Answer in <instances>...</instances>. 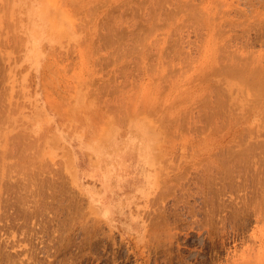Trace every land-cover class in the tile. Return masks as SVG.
Segmentation results:
<instances>
[{
    "label": "rangeland",
    "instance_id": "rangeland-1",
    "mask_svg": "<svg viewBox=\"0 0 264 264\" xmlns=\"http://www.w3.org/2000/svg\"><path fill=\"white\" fill-rule=\"evenodd\" d=\"M250 56L264 0H0V264H264Z\"/></svg>",
    "mask_w": 264,
    "mask_h": 264
},
{
    "label": "bare ground",
    "instance_id": "bare-ground-1",
    "mask_svg": "<svg viewBox=\"0 0 264 264\" xmlns=\"http://www.w3.org/2000/svg\"><path fill=\"white\" fill-rule=\"evenodd\" d=\"M124 2H125V1H124ZM158 2H159V1H158ZM180 2H181V1H180ZM189 2H191V1H189ZM126 3H127V2H126ZM160 3H161V0H160ZM191 3H192V2H191ZM179 4H180V3H179ZM122 5H123V4H122ZM177 5H178V4H177ZM182 5H183V4H182ZM185 5H186V4H185ZM185 5H184V6H185ZM192 5H193V4H192ZM159 6H161V5L159 4ZM159 6H158V7H159ZM193 6H194V5H193ZM177 7H178V6H177ZM219 8H220V7H219ZM159 9H160V7H159ZM178 9H179V8H178ZM185 9H186V6H185ZM193 9H194V8H193ZM180 10H181V9H180ZM198 11H199V12H196V11H195V14H196V13H198V14H199V13L202 14V13L200 12V10H198ZM202 11H203V10H202ZM169 12H170V11H169ZM170 14H171V13H170ZM188 14L193 15L194 13H193V12H191V13L188 12ZM195 14H194V15H195ZM223 14H224V13H223ZM117 15H118V14H117ZM174 15H175V14H174ZM174 15H173V16H174ZM194 15H193V16H194ZM170 16H172V15H170ZM188 16L190 17V15H188ZM196 16H197V15H196ZM200 16H202V15H199V16L197 17V20H196V18H195V21H200L201 19H198ZM229 16H230V15H229ZM119 17H120V16H119ZM215 17H217V13H216V16H215ZM156 18H158V17H156ZM156 18H155V20H156ZM165 18H166V16H165ZM191 18H192V17H191ZM163 19H164V18H163ZM192 19H193V18H192ZM192 19H191V20H192ZM215 19H216V18H215ZM109 21H110V20H109ZM148 21H149V20H148ZM164 21H165V20H164ZM167 21H168V20H167ZM152 22H153V21H152ZM159 23H160V22H159ZM159 23H158V24H159ZM227 23L229 24V22H227ZM105 24H106V23H105ZM109 24H110V23H109ZM115 24H116V23H115ZM151 24H152V23H151ZM110 25H111V24H110ZM112 25H113V23H112ZM121 25H122V23H121ZM156 25H157V23H156ZM234 25H236V23H235ZM234 25H233V26H234ZM125 26H126V25H125ZM154 26H155V25H154ZM149 27H150V29H154L153 27L151 28V26H149ZM212 27H213V26H212ZM212 27H211V28H212ZM107 28H108V27H107ZM150 29H148L149 32H150ZM108 30H109V28H108ZM212 30H213V29H212ZM30 31H31V29H30ZM153 31H154V30H153ZM220 32H221V29H220ZM104 33H105V32H104ZM100 34H101V33H100ZM146 34H147V33H146ZM146 34H145V35H146ZM149 34H150V33H148V35H149ZM114 35H115V34H114ZM141 35H142V34H141ZM151 35H152V33H151ZM118 36H120V35H118ZM98 37H99V36H98ZM139 37H140V36H139ZM116 38H117V36H116ZM132 38H133V37H132ZM134 38H135V37H134ZM137 38H138V37H137ZM137 38H136V40H137ZM118 39H121V37H120V38L118 37ZM140 39H141V38H140ZM100 40H101V39H100ZM102 40H103V39H102ZM129 40H130V38H129ZM141 40H142V39H141ZM106 41H107V40H106ZM109 41H110V40H109ZM130 41H132V39H131ZM138 41H139V40H138ZM134 42H135V41H134ZM136 42H137V41H136ZM139 42H140V41H139ZM141 42H142V41H141ZM229 42H230V41H229ZM131 43H132V42H130V44H131ZM152 43H153V42H152ZM152 43H151V44H152ZM226 43H227V41H226ZM135 44H136V43H135ZM141 44H142V45H141ZM132 46H133V45H132ZM140 46H143V42L140 43ZM125 47H126V46H125ZM210 47H211V46H210ZM126 48H127V47H126ZM131 48H132V47H131ZM131 48L129 47V50H130ZM133 48H134V47H133ZM133 48H132V50H133ZM137 48H138V47H137ZM147 48H148V47H147ZM147 48H146V49H147ZM134 49H135V48H134ZM224 49H225V48H224ZM148 50H149V48H148ZM150 50H151V49H150ZM156 50H159V49H156ZM133 51H134V50H133ZM135 51H136V49H135ZM225 51H226V49H225ZM225 51H224V53H225ZM127 52H128V50H127ZM139 52L141 53L142 51H140V49H139ZM149 52H150V51H148V53H149ZM177 52H178V51H177ZM226 52H227V51H226ZM248 52H249V51H248ZM125 53H126V52H125ZM129 53H130V52H129ZM174 53H175V52H174ZM219 53H220V52H219ZM224 53H223V54H224ZM234 53H235V52H234ZM121 54H122V53H121ZM163 54H164V53H163ZM163 54H162V56H163ZM175 54H176V53H175ZM220 54L222 55V53H220ZM220 54H218V55L221 56ZM237 54H238V53H237ZM250 54H251V53H250ZM123 55H124V54H123ZM164 55H167V54H164ZM235 55H236V54H234L233 57H235ZM238 55H239V54H238ZM248 55H249V54H248ZM129 56H130V55H129ZM219 56H217V57H219ZM222 56H224V55H222ZM229 56H230V55H229ZM229 56H228V58L230 59ZM122 57H123V56H122ZM166 57H167V56H166ZM236 57H237V56H236ZM175 58H176V57H175ZM219 58H221V57H219ZM223 58H224V57H223ZM225 58H227V56H226ZM228 58L226 59L227 61L229 60ZM242 58H243V57H242ZM242 58H241V59H242ZM249 58L252 59L251 56H250ZM150 60H151V59H150ZM236 60H237V59H236ZM238 60H239V57H238ZM238 60H237L236 63H238ZM246 60H247V61H245V64H244V65L241 63V65H243V66H239V68H236V67H235V68H233V69H230V70H228L229 72L226 73V74H232V73H234V75L232 74L233 76H235V75L238 76V77H235V78H237V80H238V78H239V79H241L240 81H244V82L241 83V85L244 86V89H245V87L250 88V86H251L252 88H255L256 91H255L254 93H256V94H253V95L256 96V97H255L256 100H255V101L253 100V103L256 102L255 104L257 105V104L260 102V100H263V99H264V89H263V87H264V83H263V82H264V81H263V78H264V69H263V67H260L259 65H256V64L254 65V64H253V59H252L250 62H249L248 58H247ZM254 60H255V58H254ZM159 61H160V60H159ZM219 61H220V60H219ZM150 62H151V61H150ZM165 62H167V61H165ZM165 62H164V63H165ZM170 62H171V61H169L168 63L171 64ZM228 62H229V61H228ZM233 62H235V60H233ZM242 62H243V61H242ZM246 62H247V63H246ZM159 63H160V62H159ZM168 63H167V64H168ZM243 63H244V62H243ZM151 64H152V63H151ZM169 64H168V66H171V65H169ZM220 64H221V63H220ZM225 64H226V63H225ZM227 64H228V63H227ZM230 64H231V63H230ZM153 65H154V63H153ZM228 65H229V64H228ZM154 66H155V65H154ZM231 66H232V65H231ZM235 66H236V65H235ZM237 66H238V65H237ZM148 68H149V67H148ZM154 68H156V66H155ZM217 68H219V67H217ZM151 69H152V68H151ZM226 69H227V68H226ZM214 71H215V69H214ZM214 71H212V72H214ZM217 71H218V69H217ZM221 73H223V70H222ZM235 73H236V74H235ZM230 76H231V75H230ZM220 78H221V77H220ZM228 78H229V77H228ZM165 79H166V78H164V80H165ZM229 79H230V78H229ZM235 81H236V79H235ZM238 81H239V80H238ZM238 81H237V82H238ZM240 81H239V83H240ZM162 82L165 83L163 80H162ZM233 82H234V81H233ZM219 83H220V81H219ZM223 83H224V82H223ZM161 84H162V83H161ZM162 85H163V84H162ZM213 85H214V84H213ZM219 85H220V84H219ZM222 85H223V84H222ZM227 85H228V84H227ZM231 86H232V85H230V87H231ZM234 86H235V83H234ZM98 87H99V86H98ZM215 87H217V84H216ZM241 87H242V86H241ZM96 88H97V87H96ZM105 88H107V87H104V90H105ZM236 88H237V87H236ZM225 89H226V88H225ZM237 89H238V88H237ZM244 89H242V90H243L242 93H244ZM99 90H100V89H99ZM239 90H240V89H239ZM242 90H241V91H242ZM249 90H250V89H249ZM91 91H92V89H91ZM91 91H90V92H91ZM101 91H102V88H101ZM105 91H106V90H105ZM105 91H104V92H105ZM251 91H252V90H251ZM102 92H103V91H102ZM219 92L221 93V91H218V92H216V94H218ZM222 92H223V91H222ZM226 92L228 93V90H227ZM98 93H100V92L98 91ZM208 93H209V92H208ZM91 94H92V93H91ZM251 94H252V93H250V95H251ZM223 95H224V94H223ZM260 95L263 96V98H260ZM100 96H101V95H100ZM100 96H97V97L100 98ZM217 96H218V95H216V97H217ZM220 96H222V95L220 94ZM224 96H225V95H224ZM228 96H229V94H228ZM228 96L226 97V98H227L226 100H228ZM240 96L242 97L241 94H240ZM207 97H208V96H207ZM216 97H215V98H216ZM241 97H240V98H241ZM158 98H159V97H158ZM208 98H210V97H208ZM208 98H207V99H208ZM218 98H219V97H218ZM220 98H221V97H220ZM97 99H98V98H97ZM97 99H96V100H97ZM100 99H101V98H100ZM207 99H206V100H207ZM210 99H211V98H210ZM216 99H217V98H216ZM216 99H215V100H216ZM224 99H225V98H224ZM238 99H239V98H238ZM253 99H254V98H253ZM259 99H260V100H259ZM219 100H220V99H219ZM243 100H246V99H243ZM248 100H251V98H248ZM212 101H214V100H212ZM217 101H218V100H217ZM222 101H223L222 103L228 105L227 101H226V102H224L225 100H222ZM237 101H238V100H237ZM263 101H264V100H263ZM208 102H209V101H208ZM238 102L242 104L244 101L241 102V100H240V101H238ZM246 102L249 103V101H247V100H246ZM246 102H245V103H246ZM250 102H251V101H250ZM257 102H258V103H257ZM233 103H234V102H233ZM248 103H247V104H248ZM219 104H221V102H220ZM251 104H252V103H251ZM121 105H122V104H121ZM222 105H223V104H222ZM222 105H221V107H222ZM223 106H224V105H223ZM249 106H250V103H249V105H246V107H249ZM116 107H117V106H116ZM119 107H120V106H119ZM218 107H220V105H219ZM221 107H220V108H221ZM225 107H227V106H225ZM225 107H224V108H225ZM233 108H234V107H233ZM250 108H251V106H250ZM117 109H118V108H117ZM117 109H116V110H117ZM122 109H124V108H122ZM138 109H139V108H138ZM234 109H235V108H234ZM244 109H245V106H244ZM244 109H243V110H244ZM248 109H249V108H248ZM248 109H247V110H248ZM116 110H115V111H116ZM209 110H210V109H209ZM232 110H233V109H232ZM138 111H139V110H138ZM212 111H215V110H212ZM226 111H227V110H226ZM255 111H256V110H255ZM262 111H263V110H262ZM209 112H211V110H210ZM217 112H219V111L217 110ZM221 112L223 113V111H221ZM211 113H215V112H211ZM219 113H220V112H219ZM125 114H126V113H125ZM128 114H129V113H128ZM152 114H153V113H152ZM223 114H224V113H223ZM249 114H250V113L248 112L247 115L249 116ZM150 115H151V114H150ZM208 115H210V114H208ZM220 115H221V114H220ZM125 116H127V115H125ZM210 116H211V115H210ZM225 116H226V115H225ZM207 117H209V116H206V118H207ZM211 117H212V116H211ZM223 117H224V116H223ZM245 117H246V116H245ZM121 118H123V117H121ZM149 118H150V117H149ZM123 119H124V118H123ZM207 119H208V118H207ZM210 119L212 120V118H210ZM121 120H122V119H121ZM150 120H151V119H150ZM222 120H223V118H222ZM237 120H238V119H237ZM123 121H124V120H123ZM125 121H126V120H125ZM207 122H208V121H207ZM211 122H212V121H211ZM226 122H227V121H226ZM226 122H225V123H226ZM213 123H214V122H213ZM222 123H224V122L222 121ZM222 123H221V124H222ZM225 123H224V124H225ZM208 124H209V123H207V125H208ZM211 124H212V123H211ZM212 125H214V124H212ZM217 126H218V125H217ZM219 126H220V125H219ZM224 127H225V126H223V128H224ZM246 127H247V126H246ZM246 127H245V128H246ZM252 128H253V127H252ZM254 128H255V127H254ZM155 129H156V128H155ZM163 129H164V128H163ZM212 129H214L213 126H212ZM251 130H252V129H251ZM250 132H251V131H250ZM254 132H255V131H254ZM166 133H167V132H166ZM240 133H241V132H240ZM255 133H256V132H255ZM260 133H261V132H260ZM260 133H259V134H260ZM261 134H262V133H261ZM238 135H241V134H238ZM21 136H22V135H21ZM166 136H167V134H166ZM246 136H248V135H247V132H246ZM246 136H245V137H246ZM22 137H23V136H22ZM165 138H166V137H165ZM242 138H243V137H242ZM242 138H241V139H242ZM233 139H234V138H233ZM238 139H239V137H238ZM246 139H247V138H246ZM23 140H24V139H23ZM243 140H244V139H243ZM260 141H261V140H260ZM260 141H257V142L259 143ZM24 142H25V141H24ZM249 142H252V141L249 140ZM25 143H26V142H25ZM241 143H243V142H241ZM252 143H253V142H252ZM258 143H256V145H257ZM21 144H22V143H21ZM261 144H262V143H260L259 145L261 146ZM23 145H24V144H23ZM23 145H22V146H23ZM25 145H27V144H25ZM25 145H24V146H25ZM95 145H96V144H95ZM232 145H233V144H232ZM232 145H231V146H232ZM247 145H248V144H247ZM18 146H19L18 148H20V145H18ZM234 146H235V145H234ZM257 146H258V145H257ZM262 146H264V145H262ZM96 147H100V146H96ZM248 147H249V146H248ZM16 148H17V147H16ZM21 148H23V147H21ZM21 148H20V149H21ZM89 148H91V147H89ZM232 148H233V146H232ZM246 148H247V147H246ZM8 149H9V148H8ZM8 149H7V150H8ZM243 149H244V148H243ZM248 149H251V148L249 147ZM17 150H19V149H16V151H17ZM220 150H221V149H220ZM220 150H219V152L221 153L223 150H222V151H220ZM228 150H229V149H228ZM228 150H227V153H225V155L228 154ZM230 150H231V149H230ZM244 150H245V154H246V149H244ZM251 150H253V149H251ZM8 151H9V150H8ZM8 151H7V152H8ZM138 151H139V150H138ZM7 152H6V153H7ZM11 152H12V151H11ZM17 152H18V151H17ZM17 152H16V153H17ZM151 152H152V151H151ZM225 152H226V149H225ZM229 152H230V154H231L232 151H229ZM236 152H237V151H236ZM238 152H241L240 154L243 153L241 150L238 151ZM249 152H250V151H249ZM249 152H248V154H249ZM223 153H224V152H223ZM223 153H221V156H223V158H224V154H223ZM261 153H262V152H261ZM8 154H9V153H8ZM12 154H13V153H12ZM94 154H95V153H94ZM214 154H216V153H214ZM233 154L235 155V153H233ZM258 154H259V152H258ZM263 154H264V153H262V155H263ZM153 155H154V154H153ZM234 155H233V156H234ZM252 155H254V154H251V155H249V156H252ZM260 155H261V154H260ZM20 156H21V155H20ZM22 156H23V154H22ZM24 156H25V155H24ZM97 156H98V155H97ZM155 156H156V154H155ZM226 156H227V155H226ZM226 156H225V157H226ZM233 156H232V158H233ZM145 157H146V156H145ZM230 157H231V156H230ZM236 157H237V156H236ZM253 157H254V156H253ZM261 157H263V156H261ZM18 158H19V157H18ZM220 158H222V157H220ZM227 158H229V156H228ZM227 158H226V159H227ZM244 158H245V157H244ZM251 158H252V157H251ZM95 159H96V158H95ZM99 159H100V158H99ZM146 159H147V158H146ZM226 159H225V160H226ZM230 159H231V158H230ZM236 159H237V158H236ZM238 159H239V157H238ZM238 159H237V160H238ZM242 159H243V158H242ZM262 159H263V158H262ZM239 160H241V159H239ZM244 160H246V158H245ZM247 160H248V159H247ZM260 160H261V159H260ZM95 161H96V160H95ZM155 161H156V160H155ZM219 161H220V160H219ZM234 161L236 162V160H234ZM241 161H242V160H241ZM262 161H263V160H262ZM221 162H222V160H221ZM223 162H224V160H223ZM223 162H222V163H223ZM238 162H240V161H237L236 163H238ZM245 162H246V161H245ZM145 163H146V162H145ZM200 163H202V162H200ZM213 163H214V162H213ZM249 163H250V161H249ZM251 163H252V162H251ZM251 163H250V164H251ZM256 163H257V162H256ZM209 164H210V163H209ZM223 164H225V165H223V166H225V168L227 167L226 169H228V166L226 165V163L224 162ZM229 164H230V163H229ZM232 164H234V163H232ZM148 165H149V164H148ZM210 165H211V164H210ZM213 165H214V164H213ZM251 165H252V164H251ZM262 165H263V164H262ZM207 166H208V165H207ZM211 166H212V165H211ZM216 166H217V165H216ZM229 166H230V165H229ZM234 166H235V168H236V165H234ZM237 166H238V165H237ZM243 166H244V164H243ZM260 166H261V165H260ZM260 166H258V167L260 168ZM202 167H203V166H202ZM218 167H219V166H218ZM230 167H232V166H230ZM261 167H262V166H261ZM208 168H209V167H208ZM210 169H211V168H210ZM210 169H209V170H210ZM233 169H234V168H233ZM237 169H238V168H237ZM243 169H244V168H243ZM246 169H247V168H246ZM260 169H261V168H260ZM214 170H215V169H214ZM228 170H230V169H228ZM250 170H251V169H250ZM183 171H184V170H183ZM220 171H221V170H220ZM222 171H223V169H222ZM235 171H236V170H235ZM237 171H238V170H237ZM242 171H244V170H242ZM260 171H262V169H261ZM260 171H259V172H260ZM240 172H241V170H240ZM240 172H239V173H240ZM252 172H254V171H252ZM225 173H226V172H225ZM234 173H235V172H234ZM242 173H243V172H242ZM242 173H241V174H242ZM249 173H250V172H249ZM249 173H248V174H249ZM185 174H186V173H185ZM185 174H184V175H185ZM220 174H221V173H220ZM226 174H229V175H230V171H229V173H226ZM148 175H149V174H148ZM148 175L146 174V176H148ZM184 175H183V176H184ZM197 175H198V174H197ZM197 175H196V176H197ZM231 175H232V173H231ZM234 175H235V174H234ZM234 175H233V176H234ZM237 175H238V172H237ZM250 175H251V174H250ZM257 175H258V171H257ZM150 176H151V175H150ZM198 176H199V175H198ZM201 176H202V175H201ZM203 176H204V175H203ZM233 176H231V177H233ZM235 176H236V175H235ZM253 176H254V174H253ZM255 176H256V175H255ZM207 177H208V176H207ZM207 177H206V181L208 180ZM209 177H210V176H209ZM219 177H220V175H219ZM223 177H225V176H223ZM241 177H242V176H241ZM248 177H250V176H248ZM147 178H151V177L148 176ZM211 178H212V177H211ZM221 178H222V177H221ZM226 178H227V176H226ZM228 178H229V177H228ZM228 178H227V179H224V181L228 180ZM243 178H244V177H243ZM245 178H246V177H245ZM245 178H244V179H245ZM256 178H257V177H256ZM4 179H6V178H4ZM202 179H203V178H202ZM233 179H234V178H233ZM233 179H232V180H233ZM235 179H236V178H235ZM250 179H251V178H250ZM8 180H9V179H8ZM197 180H198V178H197ZM211 180H212V179H210V181H211ZM220 180H221V179H220ZM256 180H257V179H256ZM259 180H260V179H259ZM262 180H264V179L262 178ZM262 180H261V182H262ZM22 181H23V180H22ZM200 181L202 182V180H200ZM203 181H204V180H203ZM214 181H215V180H214ZM228 181H229V180H228ZM243 181H244V180H243ZM254 181H255V180H254ZM254 181H253V182H254ZM257 181H258V180H257ZM2 182H3V181H2ZM10 182H11V181H10ZM10 182H9V183H10ZM16 182H17V181H15V184H16ZM211 182H212V181H211ZM230 182H231V180H230ZM246 182H247V180H246ZM258 182H259V181H258ZM23 183H24V182H23ZM202 183H203V182H202ZM207 183H209V182L207 181ZM216 183L218 184V181H216ZM219 183H220V182H219ZM238 183H241V182H238ZM256 183H257V182H256ZM25 184H26V183H25ZM213 184H214V183H213ZM225 184H226V183H225ZM249 184H251V183H249ZM3 185H4V184H3ZM9 185H10V184H9ZM9 185H8V186H9ZM12 185H13V184H12ZM211 185H212V184H211ZM240 185H241V184H240ZM245 185H246V184H245ZM245 185H244V186H245ZM251 185H252V184H251ZM10 186H11V185H10ZM27 186H28V183H27ZM218 186H219V185H217V187H218ZM222 186H223V185H222ZM224 186H225V185H224ZM231 186H232V185H231ZM235 186H236V185H235ZM241 186H242V185H241ZM244 186H243V187H244ZM18 187H19V186H18ZM25 187H26V186H25ZM214 187H215V186H214ZM227 187H228V186H227ZM256 187H257V186H256ZM21 188H23V187H21ZM6 189H7V188H6ZM15 189H16V188H15ZM19 189H20V188H19ZM24 189H25V188H24ZM217 189H218V188H217ZM220 189H221V188H220ZM220 189H219V191H220ZM222 189H223V188H222ZM222 189H221V190H222ZM239 189H240V187H239ZM258 189H259V188H258ZM214 190H215V188H214ZM256 190H257V189H256ZM6 191H7V190H6ZM39 191H40V190H39ZM215 191H216V190H215ZM223 191H224V190H223ZM17 192H18V191H17ZM23 192H24V191H23ZM31 192H32V191H31ZM41 192H42V191H41ZM216 192H217V191H216ZM34 193H36V192H34ZM2 194H3V193H2ZM14 194H15V193H14ZM220 194H221V193H220ZM12 195H13V194H12ZM19 195H20V194H19ZM19 195H18V196H19ZM40 195H41V194H40ZM8 196H9V194H8ZM212 196H213V195H212ZM3 197H4V195H3ZM3 197H2V198H3ZM19 197H20V196H19ZM7 198H8V197H7ZM21 198H22V197H21ZM21 198H20V199H21ZM14 199H15V198H14ZM207 200H208V199H207ZM213 200H214V199H213ZM1 201H2V200H1ZM9 201H10V200H9ZM15 201H16V200H15ZM17 201H18V199H17ZM217 201H218V200H217ZM209 202H210V201H209ZM2 203H3V202H2ZM4 203H6V202L4 201ZM9 203H10V202H9ZM11 203H12V202H11ZM216 203H219V202H216ZM223 203H224V202H223ZM223 203H222V204H223ZM13 204H14V203H13ZM207 204H208V203H207ZM220 204H221V203H220ZM7 205H8V204H7ZM17 205L19 206V204H17ZM203 205H205V203H203ZM213 205H215V204H213ZM217 205L219 206V204H217ZM224 205H226V204H224ZM5 206H6V205H5ZM205 206H206V205H205ZM211 206H212V205H211ZM1 207H2V206H1ZM16 207H17V206H16ZM22 207H23V205H22ZM38 207H39V206H38ZM216 207H217V206H216ZM220 207H222V206H220ZM23 208H24V207H23ZM36 208H37V207H36ZM214 208H215V207H214ZM217 208H218V207H217ZM20 209H21V208H20ZM29 209H30V208H29ZM15 210H16V209H15ZM18 210H19V209H18ZM22 211H23V210H22ZM34 211H35V210H34ZM18 212H20V211H18ZM18 212H17V213H18ZM15 213H16V212H15ZM21 213H22V212H21ZM0 214H1V212H0ZM32 214H33V213H32ZM27 215H28V214H27ZM1 216H2V215H1ZM24 216L26 217V214H25ZM27 218H28V217H27Z\"/></svg>",
    "mask_w": 264,
    "mask_h": 264
}]
</instances>
